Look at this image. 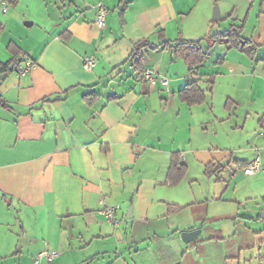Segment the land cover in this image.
Segmentation results:
<instances>
[{
    "label": "crops",
    "instance_id": "0c3cea01",
    "mask_svg": "<svg viewBox=\"0 0 264 264\" xmlns=\"http://www.w3.org/2000/svg\"><path fill=\"white\" fill-rule=\"evenodd\" d=\"M90 2L106 4V27ZM198 3L17 0L0 9V61L15 57L14 42L32 64L20 78L0 77V264H264V173L243 172L255 158L264 166V53L226 46L216 58L207 35H183ZM159 29L201 40L204 63L190 73L169 46L130 58L135 43H160ZM259 36L250 38L262 45ZM136 60L168 85L141 77ZM191 79L208 92L202 103L178 97ZM173 153L188 169L177 185L167 179ZM213 161L225 167L208 175ZM170 204L183 208L169 214ZM113 205L119 224L101 213ZM52 250L59 255L36 263Z\"/></svg>",
    "mask_w": 264,
    "mask_h": 264
},
{
    "label": "trees",
    "instance_id": "16d2710c",
    "mask_svg": "<svg viewBox=\"0 0 264 264\" xmlns=\"http://www.w3.org/2000/svg\"><path fill=\"white\" fill-rule=\"evenodd\" d=\"M16 2L17 0H9L10 4H15ZM243 27L244 23L241 25L232 23L227 29L219 31L211 36H207L205 39L211 45L217 42L224 43L228 48H237L249 57L254 58L257 55V51L260 46L252 38H246L243 35ZM158 32L160 38L162 39L160 43L155 44L150 42L148 39L141 40L134 44V49L130 55V58H135V56L137 55V51L142 47H175L176 55H181L184 58L186 64L188 65L190 73H192L195 68L204 63V61L206 60L208 52L203 50L201 46V40H186L181 37L175 40H168L166 39L164 29H159ZM8 49L15 53V57L7 63H3L0 61V74L4 72H13L14 69L11 70L9 68L10 65L14 64V66H17L26 58V54L21 53L20 50L18 51V48L14 42H11L8 45ZM21 56L23 57V59L21 61H16V58ZM135 64H137L139 75L142 77V74L145 70H143L140 66L139 60H136ZM207 94V90L203 89L199 85V81L196 79H191L181 90L178 91L179 99L187 103L188 105L202 103L206 100ZM84 98L88 103H91L96 98V95L95 93H88L84 96ZM263 120L264 118H262L260 121L263 122ZM223 167H225L224 164L213 161L206 165L205 173L211 175L217 173L218 171H222ZM186 172L187 166L181 161L179 153H173L171 165L169 167L167 175V179L170 184H179L186 175ZM182 208V206L170 204L168 205V213H176Z\"/></svg>",
    "mask_w": 264,
    "mask_h": 264
},
{
    "label": "rangeland",
    "instance_id": "374dc122",
    "mask_svg": "<svg viewBox=\"0 0 264 264\" xmlns=\"http://www.w3.org/2000/svg\"><path fill=\"white\" fill-rule=\"evenodd\" d=\"M48 1L49 3H53V6H55L57 9L59 7L63 8V5H65L66 8V6L69 3H71L72 0H48ZM100 3L106 7L107 15H110V13H108L109 10L106 4L104 2H100ZM98 4L99 3L90 2V4L88 5L89 6L88 9L92 8L93 6L98 8ZM215 5H218L220 8L221 17L219 20H213ZM261 6L262 5L260 0H255L254 2H251L250 0H199L197 8L193 11L194 13H192L193 16L191 18V21L187 22L185 24V27H182V33L183 35H189V37H194L195 39H197L206 35L211 36L219 31L225 30L232 23L238 25L244 23V27H243L244 36L250 38L252 36L260 35L259 38L261 39L263 44L262 45L258 44L260 47L257 51V55L259 53L263 54L264 53V12ZM88 9L83 8L81 9V11L86 12ZM209 12L211 13L210 20H207V16ZM23 15L25 14H22L21 18L19 16V18L15 19L16 26H17V21H21V23H24L27 20ZM117 17L118 14H115L114 18ZM173 33H175L174 35H177V32L175 30ZM180 35L182 36V34H179L177 37H179ZM121 42L126 43V41H122V40ZM203 43L206 45L208 41L205 39ZM211 47H212L211 55L212 56L216 55L215 57L217 58V56L219 55L218 53H220V51L226 47V44L217 42V43H213ZM262 168L263 171H261L260 173L258 172V174L264 173L263 165ZM191 170L192 173H197L198 171H200V168H196L192 166ZM200 175H201V179L197 181V184L199 183L200 185L207 186V182H208L207 177L202 176V174ZM237 181L238 180L233 182L231 188H234L236 186L235 182ZM237 190L239 191V189ZM229 194L235 195L237 194V192L231 191ZM233 199L234 198H232V200ZM247 201L248 199L244 200L245 203ZM229 202L236 204V206L238 205L237 202L231 200Z\"/></svg>",
    "mask_w": 264,
    "mask_h": 264
},
{
    "label": "built area",
    "instance_id": "2783aa9c",
    "mask_svg": "<svg viewBox=\"0 0 264 264\" xmlns=\"http://www.w3.org/2000/svg\"><path fill=\"white\" fill-rule=\"evenodd\" d=\"M9 6H10L9 0H0V9H2L4 12L8 11ZM98 8H99L98 15L95 20V25L99 28H104L107 23V9L101 3L98 4ZM96 63H97V58L93 54L86 55L83 58L84 69L88 71L93 70ZM31 66L32 64L29 61L25 63H19L14 69L17 77L20 78L26 75L29 69L31 68ZM142 77L152 84H154L157 80H159L162 84L168 85L167 78L157 76V74H155L151 70H145L142 74ZM261 171H263L262 163L258 158H255L243 168V172L247 175L256 174ZM118 210H119V205L106 206L101 210V213L107 218V220L110 223L119 224V220L117 216ZM58 255L59 252L56 250L41 252L36 258V263H38L41 258H46L48 261H52Z\"/></svg>",
    "mask_w": 264,
    "mask_h": 264
},
{
    "label": "water",
    "instance_id": "95a60500",
    "mask_svg": "<svg viewBox=\"0 0 264 264\" xmlns=\"http://www.w3.org/2000/svg\"><path fill=\"white\" fill-rule=\"evenodd\" d=\"M221 17V14H220V8L218 5H215V8H214V14H213V19L214 20H219ZM26 24H30L29 22H26ZM23 59V57H18L16 58V61H21ZM11 70L14 69V64H11L10 67H9ZM8 75V72H4L1 74V78L2 79H5ZM0 84H1V81H0ZM131 213V216H128L129 218L132 217V207L129 206L128 208V214ZM262 214V217L264 218V212L261 213ZM200 232V230H192V231H185L182 233V238L184 240V242L186 243H189L190 241H192V239H194L196 237V235Z\"/></svg>",
    "mask_w": 264,
    "mask_h": 264
}]
</instances>
